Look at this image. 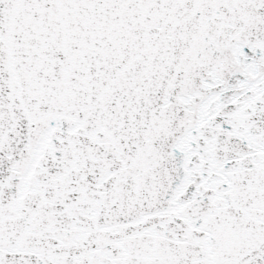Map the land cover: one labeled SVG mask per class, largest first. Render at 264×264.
<instances>
[{"label": "snow or ice", "instance_id": "obj_1", "mask_svg": "<svg viewBox=\"0 0 264 264\" xmlns=\"http://www.w3.org/2000/svg\"><path fill=\"white\" fill-rule=\"evenodd\" d=\"M0 264H264V0H0Z\"/></svg>", "mask_w": 264, "mask_h": 264}]
</instances>
